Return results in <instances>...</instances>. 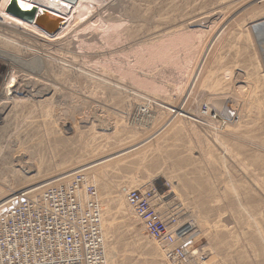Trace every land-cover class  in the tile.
Segmentation results:
<instances>
[{
  "label": "rangeland",
  "instance_id": "374dc122",
  "mask_svg": "<svg viewBox=\"0 0 264 264\" xmlns=\"http://www.w3.org/2000/svg\"><path fill=\"white\" fill-rule=\"evenodd\" d=\"M97 1L53 42L0 28L23 58L50 63L38 74L9 65L0 79V207L35 182L64 185L110 157L89 172L99 191L92 180L85 188L99 193L111 264H176L127 207L133 189L153 191L160 216L187 228L179 244L199 261L189 264H264V69L252 27L264 0ZM7 88L24 105L2 121L13 107ZM216 98L227 100L219 107ZM39 164L42 174L25 182ZM120 193L131 219L117 212Z\"/></svg>",
  "mask_w": 264,
  "mask_h": 264
},
{
  "label": "built area",
  "instance_id": "2783aa9c",
  "mask_svg": "<svg viewBox=\"0 0 264 264\" xmlns=\"http://www.w3.org/2000/svg\"><path fill=\"white\" fill-rule=\"evenodd\" d=\"M85 190L88 202L80 193ZM29 192L10 196L4 206L8 209L0 215V264H108L103 253L102 210L95 188H85L83 175L76 174L64 185L47 186L41 193ZM126 195L146 233L174 246L166 253L170 260L199 262L194 249L176 245L183 227H176L172 216H160L153 191L133 189Z\"/></svg>",
  "mask_w": 264,
  "mask_h": 264
},
{
  "label": "bare ground",
  "instance_id": "6f19581e",
  "mask_svg": "<svg viewBox=\"0 0 264 264\" xmlns=\"http://www.w3.org/2000/svg\"><path fill=\"white\" fill-rule=\"evenodd\" d=\"M86 1H88V0H76V2L75 3H68V2H66V1H63V0H0V28H3L4 30H6V31H9V32H15V33H20V34H22V35H25V36H28V39L29 40H33V39H35V40H38V38L39 39H41V40H45V39H47L48 40V42H53V39H54V37H56V36H58L59 35V33L65 28L64 26H66L67 27V25H66V23L65 22H69L70 20H68V19H71L72 17H74L75 16V14H76V12L81 8V7H83L84 5H85V3H86ZM96 1V0H95ZM98 1H100V2H102V3H106V2H108V1H110V0H98ZM97 1V2H98ZM17 2V4L19 5V7L21 8V9H23V10H27V9H32V13H34V20L33 21H27V20H23V19H20V18H18V17H16V16H13L12 14H10L9 12H8V8L10 7V5L12 4V3H16ZM5 3H8V5L5 7ZM90 3H91V1H90ZM92 4V3H91ZM104 6V5H103ZM99 8V7H98ZM83 9V8H82ZM81 9V10H82ZM84 12H85V10H84ZM86 14H87V12H86ZM78 15V14H77ZM85 16V15H84ZM87 16V15H86ZM216 16V15H215ZM80 17V16H79ZM87 18V17H86ZM97 19H99V18H97ZM84 20V19H83ZM212 20V19H211ZM162 22V21H161ZM207 22H208V20H207ZM206 23V22H205ZM255 23V22H254ZM105 24V23H104ZM103 24V25H104ZM122 24V23H121ZM204 24V23H203ZM94 25V24H93ZM197 24H195V26H196ZM200 25V24H199ZM252 25H254V24H252ZM251 25V26H252ZM212 26V25H211ZM250 26V27H251ZM100 27V26H99ZM199 27V26H198ZM253 27V29L255 28L256 29V31H257V34H256V41L258 42V45H259V52H257V55L255 54V56H256V59H257V61H259L257 64L259 65V67L260 68H263L264 69V20L263 21H259V22H256L255 23V25L254 26H252ZM123 28V27H122ZM144 28V27H143ZM70 29V28H69ZM107 29H108V27H107ZM118 29V28H117ZM206 29V28H205ZM84 30H85V28H84ZM129 30V29H128ZM69 31V30H68ZM113 31V30H112ZM253 31V30H252ZM79 32V31H78ZM88 32V31H87ZM86 32V33H87ZM91 32V31H90ZM94 32V31H93ZM67 32H65V34H66ZM85 33V34H86ZM95 33V32H94ZM176 33V32H175ZM181 33H183V32H181ZM250 33V32H249ZM254 33V32H253ZM80 34V33H79ZM82 34V33H81ZM102 34V33H101ZM118 35V34H117ZM124 35V34H123ZM127 35V34H126ZM178 35V34H177ZM179 35H181V34H179ZM248 35V34H247ZM246 35V36H247ZM77 36V35H76ZM63 37H64V34H63ZM104 37V36H103ZM125 37V36H124ZM133 37V36H132ZM249 38V41L252 39H250V34H249V36H248ZM57 38V37H56ZM73 38V37H72ZM108 38V37H107ZM119 38V37H118ZM170 38V37H169ZM174 38V37H173ZM172 38V39H173ZM81 39V38H80ZM116 39V38H115ZM171 39V40H172ZM108 40V39H107ZM170 40V41H171ZM121 43V42H120ZM163 43V42H162ZM85 44V43H84ZM114 44H116L115 42H114ZM117 44H118V42H117ZM167 44H171V43H167ZM79 45V44H78ZM81 45H83V44H81ZM93 45V44H92ZM92 45H90V46H92ZM95 45V44H94ZM159 45H160V43H159ZM166 45V44H165ZM94 47V46H93ZM146 47V46H145ZM153 47V46H152ZM162 47H164L163 45H162ZM91 48V47H90ZM95 48V47H94ZM97 48V47H96ZM164 48H166V47H164ZM169 48H171V47H169ZM89 49V48H88ZM140 49V48H139ZM150 49V48H149ZM6 50L7 51H11V52H13V53H10V52H6ZM249 50V49H248ZM29 51V50H28ZM87 51H90V50H87ZM94 51V50H93ZM136 52H137V50H135ZM140 51V50H139ZM134 52V51H133ZM208 52V51H207ZM18 53H20L19 52V50H18V48H16V47H14L13 45H12V42H11V40L9 39V38H7V37H5V38H0V79H2L3 78V74L6 72L5 70H7V67L9 66V65H14V66H17V67H19V68H21V69H26V70H28V68H30V71H31V69L32 70H36L35 72L37 73V72H41L43 69H44V67L46 66V64H48L49 63V59L46 57V58H44L42 55H40V54H38V53H36V54H34L32 57H28V58H23L20 54H18ZM154 53V52H153ZM162 53V52H161ZM227 54V53H226ZM135 56H137V55H135ZM194 56V55H193ZM140 57H142V55L140 56ZM153 57V56H152ZM135 58V57H134ZM164 59V58H163ZM254 59V58H253ZM136 63V62H135ZM50 64V63H49ZM257 65V66H258ZM245 71V70H244ZM259 71V70H258ZM263 72H261L260 71V73L261 74H263L262 76H263V84H264V70H262ZM34 72V73H35ZM220 72V71H219ZM218 72V73H219ZM224 72V71H223ZM221 73V72H220ZM245 73V72H244ZM14 74V73H13ZM38 74V73H37ZM246 74V73H245ZM257 74V73H256ZM232 75V74H231ZM239 75V74H238ZM254 75V74H253ZM233 76V75H232ZM227 77V76H226ZM14 78V76H12V78L11 79H13ZM21 79L23 80V78L21 77ZM24 79H26V78H24ZM247 79V78H246ZM25 81H28V80H25ZM22 82V81H21ZM12 83H14V79H13V81H12ZM209 83V82H208ZM216 83V82H215ZM225 83V82H224ZM227 83V82H226ZM252 83V82H251ZM219 84V83H218ZM222 84V83H221ZM17 85V84H16ZM28 86V85H27ZM216 86V85H215ZM9 87H12V86H9ZM19 87H20V85H19ZM210 87H212V86H210ZM22 88V87H21ZM28 88H29V86H28ZM27 89V88H26ZM218 89V88H217ZM234 89V88H233ZM264 89V88H263ZM204 90H206V89H204ZM235 90V89H234ZM224 91V90H223ZM222 91V92H223ZM9 92H10V90L7 88V90H6V92H5V94L7 93V95L5 96V98L7 99V101H12V109L11 110H8V108L6 107H4V113H3V115H5V113H6V118L5 119H1L2 121H7L8 119L7 118H9V115H10V117H11V115L12 114H15L17 111H19V108H21V106L22 105H24V101L22 100L21 102L20 101H17L16 100V98L15 99H12V98H10V97H8L10 94H9ZM1 93H3V91L2 90H0V94ZM213 93V92H212ZM223 94V93H222ZM236 94V93H235ZM28 97V96H27ZM33 97V96H32ZM263 98H264V96H263ZM225 98H216V99H213V102H216V105H218L219 107L221 106V105H223V100H224ZM212 100V99H211ZM225 100H227V99H225ZM224 100V101H225ZM258 100V99H257ZM256 100V101H257ZM233 101V100H232ZM259 101V100H258ZM23 102V103H22ZM262 102H264V101H262ZM6 103H8V102H6ZM2 104H4V103H2ZM209 104V103H208ZM6 105V104H5ZM247 105V104H246ZM251 105V104H250ZM252 105H254V104H252ZM251 105V106H252ZM232 106V105H231ZM257 106V105H256ZM11 107V106H10ZM222 107V106H221ZM206 108H208L209 109V107H206ZM211 108V107H210ZM226 109V108H225ZM232 109H234V108H232ZM237 109V108H236ZM211 110H212V108H211ZM210 110V111H211ZM224 110V109H223ZM8 111V112H7ZM213 111V110H212ZM232 111H234V110H232ZM258 111V110H257ZM142 112H144L143 110H142ZM238 112V111H237ZM236 112V113H237ZM12 113V114H11ZM139 113H141V112H139ZM147 113V112H146ZM145 113V114H146ZM214 113V115H213V118L214 119H217V117L219 116V114L220 113H218V111H214L213 112ZM228 113H231V112H228ZM2 114V113H1ZM142 114H144V113H142ZM210 114V113H209ZM208 114V115H209ZM227 114V113H226ZM234 114V113H233ZM246 114V113H245ZM141 115V114H140ZM211 115V114H210ZM230 115V114H229ZM232 115V114H231ZM234 115H236V114H234ZM225 116V115H224ZM233 116V115H232ZM237 116V115H236ZM236 116H235V118H236ZM243 117H244V115H242ZM2 117V116H1ZM241 117V116H240ZM259 117H261V116H259ZM238 118V117H237ZM244 118H246V117H244ZM260 119V118H259ZM224 120V119H223ZM248 120V119H247ZM212 121V120H211ZM233 121V120H232ZM245 121V120H244ZM214 122H216V121H214L213 120V123ZM227 122V121H226ZM229 123V122H228ZM234 123V122H233ZM223 126H221V128H222ZM229 129V128H228ZM263 129V128H262ZM225 130H227V128L226 129H224V131ZM239 134V133H238ZM218 138H220V137H218ZM222 139V138H221ZM214 140V139H213ZM145 142V141H144ZM221 142V141H220ZM143 143H141V144H139V145H136V146H133L132 148H130L129 150L127 149V151L126 152H128V153H130V152H132V151H135V150H137V149H139L138 147L139 146H141ZM91 147V146H90ZM106 148V147H105ZM136 148V149H135ZM226 148V147H225ZM135 149V150H134ZM233 150V149H232ZM231 151V150H230ZM67 152V151H66ZM146 153V152H145ZM227 153V152H226ZM22 154V153H21ZM124 154V153H123ZM132 154V153H131ZM24 155V154H23ZM121 155V154H120ZM17 156H19V155H17ZM119 156V155H118ZM136 156H138V155H136ZM136 156L134 157V158H136ZM77 157V156H76ZM114 157V156H113ZM112 157V158H113ZM115 157H117V156H115ZM210 157V156H209ZM224 157V156H223ZM12 158V157H11ZM19 158H23L22 157V155H20L18 158L16 157V159H18L19 160ZM140 158V157H139ZM211 158V157H210ZM241 159V158H240ZM21 160V159H20ZM110 160H112V159H110V157H107V158H104V159H100V160H97L96 162H93V164L91 165V163L90 164H88L87 165V169H84V171L85 172H83V178L85 179V185H87L88 183H92L91 182V180L92 181H94L93 183L95 184H93L94 186H96V188L98 189L99 188V186H98V183L97 182H99L98 180H97V177H94L93 175L92 176H90L89 175V172L91 171V169L92 168H95V167H98V166H100V165H102V164H104V163H106V162H108V161H110ZM259 160V159H258ZM13 162V161H12ZM18 162H20V161H18ZM22 163V162H21ZM64 163V162H63ZM67 163V162H66ZM12 164V163H11ZM27 163H25V165H26ZM15 165V164H14ZM106 165V164H105ZM66 166V165H65ZM31 168V167H30ZM34 168V167H33ZM99 168V167H98ZM41 169H42V165L41 164H39L38 166H37V168H35V170H36V172H35V170L34 169H29V171H28V175L29 174H31V175H33L34 173H35V175L33 176V177H31V178H27V177H25V179L23 178V180H25V182H30V181H32V180H34L35 178H37V177H39L40 176V174H42V171H41ZM83 169V168H82ZM79 171V170H78ZM87 171V172H86ZM105 172H106V170H105ZM104 172V173H105ZM224 172V171H223ZM225 172H227V171H225ZM25 173V172H24ZM260 173V172H259ZM177 174V173H176ZM102 175H104L103 173H102ZM48 176V175H47ZM60 176H62V175H60ZM64 176V175H63ZM90 176V177H89ZM21 177V176H20ZM23 177V176H22ZM58 177V176H57ZM93 177V178H92ZM227 177V176H226ZM88 180V181H87ZM168 182V181H167ZM45 183V182H44ZM54 182H51V183H48V184H44L43 186L41 185V183L40 182H38V183H34V184H31V185H29L28 187H29V189H26V190H22L21 192H19V193H17V194H14V196L15 195H19L20 193H23V192H27V194H28V191H30L29 193H36V192H38V193H41L42 192V190L41 189H44L45 187H47V186H49V185H52ZM69 183V182H68ZM43 184V183H42ZM132 184H134V183H132ZM159 185V187L160 188H162V189H165L166 190V188L168 189V188H171L172 187V183L169 181L168 182V185H164V183H163V185L161 184V183H159L158 184ZM40 186V187H39ZM30 187L32 188V190H30ZM224 187V186H223ZM225 188H227V187H225ZM173 189V188H172ZM232 189V188H231ZM17 191V190H16ZM96 191V193H97V199H98V197H99V193H98V191H99V189H98V191L97 190H95ZM171 191V190H170ZM225 191V190H224ZM14 193V192H13ZM81 193V196H82V198L86 201V202H88L89 200H90V197L86 194V190L85 191H82V192H80ZM123 195H124V193H120L119 194V196H117L116 198H117V207H116V209H118V211L117 212H119V211H123V217L126 219L128 216H129V214H127V211H128V208L131 210V208L128 206V204L126 203V205H127V207L128 208H126V206H124V204H122V197H123ZM127 196V195H126ZM103 197V196H102ZM124 200H125V195H124ZM126 201H127V199H126ZM4 202V201H3ZM2 203V202H1ZM263 203V202H262ZM2 205V204H1ZM6 205V204H5ZM5 205H3V206H1L0 207V209L1 208H3ZM116 205V204H115ZM102 208V207H101ZM102 210V209H101ZM111 212L112 211H109V216H110V214H111ZM133 212V211H132ZM120 213V212H119ZM135 214V213H134ZM102 218H101V228H108L105 224H104V220H105V217H104V215H103V213H102V216H101ZM128 218H130L131 219V217L129 216ZM127 218V219H128ZM170 218H174L176 221H177V223H178V220H177V218L176 217H170ZM260 218V217H259ZM111 219V218H110ZM110 219H109V221L108 222H110ZM124 219V220H125ZM129 221H131V220H129ZM193 224V223H192ZM191 224V225H192ZM188 227H189V225H188ZM173 228V226H171V229ZM111 229V228H110ZM104 231V230H103ZM189 231L187 230V228H182L181 229V232L179 233V237L180 238H177V241H176V245H179V241H180V239H183V237H186V235H187V233H188ZM104 233V232H103ZM104 235V234H103ZM105 235L103 236V253H104V257H105V260H106V262L108 263V264H111L110 263V260H109V256H108V253H107V248H106V245H107V241L105 240ZM151 237V236H150ZM151 239L153 240V241H155L159 246H161V247H163L164 248V252H165V255H166V253H167V251L168 250H171V249H173L174 248V246H172V244H170V243H168V242H158V241H156V240H154L152 237H151ZM257 240V239H256ZM258 244H260V243H258ZM189 264V263H188Z\"/></svg>",
  "mask_w": 264,
  "mask_h": 264
},
{
  "label": "water",
  "instance_id": "95a60500",
  "mask_svg": "<svg viewBox=\"0 0 264 264\" xmlns=\"http://www.w3.org/2000/svg\"><path fill=\"white\" fill-rule=\"evenodd\" d=\"M70 3H75L76 0H63ZM8 12L12 14L13 16H16L20 19L27 20V21H33L34 20V13H32V9H21L19 5L16 3H12L10 7L8 8Z\"/></svg>",
  "mask_w": 264,
  "mask_h": 264
}]
</instances>
